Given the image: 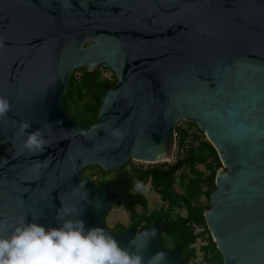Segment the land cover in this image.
<instances>
[{"label":"water","instance_id":"95a60500","mask_svg":"<svg viewBox=\"0 0 264 264\" xmlns=\"http://www.w3.org/2000/svg\"><path fill=\"white\" fill-rule=\"evenodd\" d=\"M98 68L116 84L87 129L67 117L63 98L75 71ZM0 97L10 103L0 118V236L21 218L52 227L82 219L143 264L158 253L162 264H185L161 247L162 225L109 231L105 213L131 200L83 171L173 164L186 123L224 169L204 215L223 263L264 264V0H0ZM23 122L43 131V152L23 148Z\"/></svg>","mask_w":264,"mask_h":264},{"label":"trees","instance_id":"16d2710c","mask_svg":"<svg viewBox=\"0 0 264 264\" xmlns=\"http://www.w3.org/2000/svg\"><path fill=\"white\" fill-rule=\"evenodd\" d=\"M103 72L109 71L100 68L91 73L85 69L75 71L63 98L67 117L72 119L70 114L74 112L76 119L72 120L87 129L97 124L102 92L106 88H114L116 84L113 74L106 78ZM183 125L180 123L176 127L178 145L189 141L193 146L186 157L178 159L174 165L162 164L147 169L133 168L130 171L125 168L112 172L95 167L85 169L83 177L90 173L88 179H99L95 182L96 186H110L116 191H119L118 184L124 182L130 192L137 187L135 181L138 180L139 186L150 184L159 196L162 207L150 214L147 213L146 200L139 194L135 195L136 203L133 207L117 205L130 213L131 225L113 230L115 235L129 231L139 233L155 225H162L166 230L160 239L161 247L168 251L177 250L185 264H224L204 217L210 208V198L216 190V176L222 164L217 152L198 127L194 124ZM136 208H141L145 213L137 216ZM198 242L202 244L199 249L196 248ZM198 253L202 256L200 263H197Z\"/></svg>","mask_w":264,"mask_h":264},{"label":"clouds","instance_id":"9594fccd","mask_svg":"<svg viewBox=\"0 0 264 264\" xmlns=\"http://www.w3.org/2000/svg\"><path fill=\"white\" fill-rule=\"evenodd\" d=\"M9 111L8 99L0 97V118ZM30 126V122L19 125V133L26 136L23 148L33 154L43 152L48 140L42 130L28 133ZM111 134L120 139L124 135L118 128ZM135 184L138 187L140 181ZM59 219L62 223L52 227L21 218L6 237L0 236V264H143L142 255L122 248L104 227L86 228L82 219ZM5 227L0 222V229ZM163 259L158 253L151 261L162 264Z\"/></svg>","mask_w":264,"mask_h":264},{"label":"rangeland","instance_id":"374dc122","mask_svg":"<svg viewBox=\"0 0 264 264\" xmlns=\"http://www.w3.org/2000/svg\"><path fill=\"white\" fill-rule=\"evenodd\" d=\"M112 75V73L110 72H103V76L106 78H110ZM72 119H76V116L74 114V112H71L70 114ZM184 123H181V126ZM184 126V125H183ZM168 165H174L175 162L172 164L171 162L167 163ZM162 165V164H159ZM157 165V166H159ZM152 165L149 164H145V163H139V162H130L128 163V165L125 167L127 171H130L133 168H143V169H147L148 167H151ZM124 168V169H125ZM222 171H224V169H221ZM90 175V173H87L86 176L84 178H88V176ZM95 182L99 181L98 178L94 177L93 179H91ZM133 194H139L141 196L144 197V199L146 200L147 203V213L150 214L154 211H158L161 207H162V202L160 201L159 196H157V194L152 190L150 184H147L146 186H138L135 189L132 190ZM204 200H202L203 202ZM145 213V211H143L141 208H136L135 209V214L137 216H141ZM104 224L106 226V228L113 232V230L117 229L118 227H124V228H128L131 225V216L130 213L123 207H118L117 205H114L106 214L104 217ZM119 225V226H118ZM202 244L200 242H198V244L196 245V248L199 249V247ZM198 255V259H197V263H200L202 260V256L200 253L197 254Z\"/></svg>","mask_w":264,"mask_h":264},{"label":"built area","instance_id":"2783aa9c","mask_svg":"<svg viewBox=\"0 0 264 264\" xmlns=\"http://www.w3.org/2000/svg\"><path fill=\"white\" fill-rule=\"evenodd\" d=\"M193 144L189 141H184L183 144L180 143V145H178V138L176 135V149H175V153H176V158H175V162L178 159H184L187 155V153L189 152V150L192 148Z\"/></svg>","mask_w":264,"mask_h":264},{"label":"flooded vegetation","instance_id":"af4514ba","mask_svg":"<svg viewBox=\"0 0 264 264\" xmlns=\"http://www.w3.org/2000/svg\"><path fill=\"white\" fill-rule=\"evenodd\" d=\"M118 190H119V192L127 193L128 197L131 200V204H129L128 207H133V205L136 203V196H135V194L132 193V191L130 192L127 190V184H125L124 182H120L118 184ZM136 234H138V233H136Z\"/></svg>","mask_w":264,"mask_h":264},{"label":"bare ground","instance_id":"6f19581e","mask_svg":"<svg viewBox=\"0 0 264 264\" xmlns=\"http://www.w3.org/2000/svg\"><path fill=\"white\" fill-rule=\"evenodd\" d=\"M171 158L169 160H165L166 162H170Z\"/></svg>","mask_w":264,"mask_h":264}]
</instances>
